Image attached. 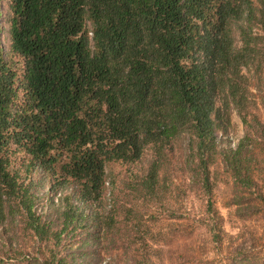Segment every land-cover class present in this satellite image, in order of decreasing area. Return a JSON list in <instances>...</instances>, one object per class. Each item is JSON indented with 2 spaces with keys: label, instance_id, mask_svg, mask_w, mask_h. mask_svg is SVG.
<instances>
[{
  "label": "trees",
  "instance_id": "16d2710c",
  "mask_svg": "<svg viewBox=\"0 0 264 264\" xmlns=\"http://www.w3.org/2000/svg\"><path fill=\"white\" fill-rule=\"evenodd\" d=\"M259 107L264 0H0V264H91V248L166 259L184 226L164 182L181 140L206 196L202 264H264V237L229 234L212 199L220 168L234 216L264 217Z\"/></svg>",
  "mask_w": 264,
  "mask_h": 264
},
{
  "label": "rangeland",
  "instance_id": "374dc122",
  "mask_svg": "<svg viewBox=\"0 0 264 264\" xmlns=\"http://www.w3.org/2000/svg\"><path fill=\"white\" fill-rule=\"evenodd\" d=\"M1 41L4 48L7 49L8 39L6 33H1ZM256 112L262 121H264V111L259 107ZM242 136L243 125L240 118L233 113L232 127L226 135V139L231 145H235L238 139ZM227 141L225 140V143ZM148 157L149 154L146 153L141 163L138 165V168H143L142 165L147 163ZM168 166L170 169L165 175L169 177V180H164L166 183V189H168V192H166V197L168 199L166 198V200L172 209L173 216L183 217V219L178 220V222L179 224L184 225L183 228H181L184 230L179 229L178 233L175 234L171 245L168 248H164L167 251L164 252L163 258L166 259L163 261L155 260L154 264H202L203 260L212 259L215 256L211 245L207 243L208 238L204 231L201 228L195 229L193 224V220L202 215L206 196L199 189L197 182L195 183L194 181L190 171V162L188 161L187 151L184 149L183 140L175 143V150L171 155V160ZM112 170L116 172L120 178H127L128 176L127 171L123 166L114 165L112 166ZM217 171L219 172V179L216 180L212 199L214 200L217 209L224 217L225 230L234 236L240 234L246 239H249L250 236H254L255 238H260L261 236L264 237V217L262 215L255 216L246 221H241L234 216L233 207L227 206L233 193L231 180L226 173L221 172L220 168H218ZM46 190V188L44 190H39L38 194L43 196V193ZM65 193L66 190L63 192H57L56 194L51 193V196L54 202L57 203L59 198ZM168 193L170 196H168ZM49 207L48 201L43 199L38 207V212H45ZM10 234H12L11 231ZM14 237L13 248H15V244L18 243V246L25 247V251H27L28 254H35L33 241L27 237H21L17 233ZM73 248H77V246L73 245ZM97 250L99 251L91 248L90 251L86 252L84 255L85 259L90 260L91 264H107L108 261H110V264H124V255H119L118 251H111V253L107 254L103 252L101 253L100 249ZM226 253L227 252H225L224 255H226ZM81 264H84V261H81Z\"/></svg>",
  "mask_w": 264,
  "mask_h": 264
}]
</instances>
